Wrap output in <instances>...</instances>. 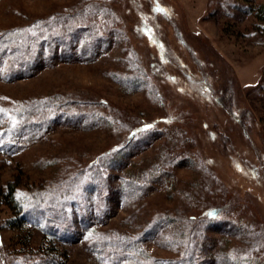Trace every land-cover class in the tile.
I'll use <instances>...</instances> for the list:
<instances>
[{
  "label": "rangeland",
  "instance_id": "rangeland-1",
  "mask_svg": "<svg viewBox=\"0 0 264 264\" xmlns=\"http://www.w3.org/2000/svg\"><path fill=\"white\" fill-rule=\"evenodd\" d=\"M39 20L72 59L0 65V264H177L193 237L264 264V0H0V32Z\"/></svg>",
  "mask_w": 264,
  "mask_h": 264
},
{
  "label": "trees",
  "instance_id": "trees-1",
  "mask_svg": "<svg viewBox=\"0 0 264 264\" xmlns=\"http://www.w3.org/2000/svg\"><path fill=\"white\" fill-rule=\"evenodd\" d=\"M48 21H51V18H48ZM43 22V21H42ZM52 22V21H51ZM39 24H41L40 26H45L44 30L42 31H36L33 32V26H29L28 29L24 28V30L22 28H12L9 30H4L2 32H0V65H7L6 70H7V75L9 78H11L10 76H12L14 78V76H30L32 75L34 72L33 69L34 68H38L40 67L42 64H46L47 61L53 60L54 58L56 59H60L63 61H69L72 59L71 57H66V51L68 48V36L70 33L67 32L68 30V25L67 26H63L62 30L59 31L57 30L54 26L49 27V25H47L46 23H41V21L39 20L37 22L36 25H34V27H37ZM46 24V25H45ZM88 27L85 26L83 27L82 25L80 26H73V32L71 33L72 35H74L75 37H79L80 41H83V44L81 46V50H83L87 44H89V42H87V40L81 38L79 35L83 34L84 31L87 29ZM46 29V30H45ZM91 30V29H90ZM29 31V32H26ZM67 32V33H66ZM65 33V34H64ZM31 34V40H32V45L30 44V46L28 45L29 42H25L24 38L26 36L30 37ZM68 34V35H67ZM95 34V32H94ZM101 37V35L95 36V42L98 41V38ZM97 38V40H96ZM76 39V38H74ZM100 39V38H99ZM94 42V43H95ZM59 44V47L61 46L60 52L56 53V47ZM20 51V53L18 54L17 52ZM5 70V69H4ZM5 70V71H6ZM231 98V97H230ZM223 104V103H222ZM228 105L230 106V99H228ZM214 127H216V134L218 137H223L225 139H227L226 135L224 136L223 133L219 130V128L217 127V125H215ZM151 130L148 128H136V129H130L128 134H127V138L128 141L127 143L123 144L118 151L116 150L115 152H113L111 154V157L108 158L107 160L113 161V162H119L121 156L123 155V151L125 149H127V147L129 146L130 143L134 144H138L137 142H142L144 140H146V136H147V132ZM22 133V132H20ZM227 142V140H225ZM228 144V142H227ZM126 154V153H125ZM150 182V180L148 181ZM146 183V182H144ZM131 188V186H129ZM127 192H125L126 194ZM14 194V187L11 186V188H9L7 190V193L5 195H3V197L5 199L8 200H14L13 203V207L15 208V204L16 206H18V210H19V214L18 216H16L13 220H11V223L14 224H25L27 221H30L32 219L29 220L30 218V205H26V200L24 197L22 196H16L13 195ZM16 200V201H15ZM23 200V201H22ZM9 202H11L9 200ZM15 203V204H14ZM29 203V201H28ZM28 206V207H26ZM223 210L222 209H216L213 210L211 212L208 213L206 220L207 222H211L213 223L214 221L217 220V217L219 214H221ZM168 216L165 215H158L157 219L152 222L148 227H146L145 230H143L142 233V239L146 238V239H151L153 236L156 235V233L159 231L160 229V224L162 226H164L168 221ZM194 219V218H193ZM163 220V221H162ZM162 221V222H161ZM33 223V222H32ZM164 223V224H163ZM159 226V227H158ZM195 234L191 235L194 236ZM186 237V236H185ZM194 238L197 237H193V239L191 241L186 240V245H190V247L192 246L191 249H185L183 251V254L178 257V258H174V262H177V264H188V262L191 260L192 262H195V264H221L222 262L220 260H218V257L215 256V254H211V253H207L206 251L204 252L202 247H200V245H197V242L200 240H194ZM198 239H201L200 237ZM190 243V244H188ZM199 247V248H198ZM235 252V253H234ZM237 252H239V250H232L230 251V253L228 255H236L237 256ZM209 254V255H208ZM52 255V254H51ZM206 255V256H204ZM227 255V256H228ZM245 255V254H243ZM230 257V256H229ZM230 259L232 260V257H230ZM54 258L53 257H49V259H46L44 261V263L47 262H53ZM224 260V259H221ZM181 261V262H180ZM235 263L237 262V260H234ZM225 263V260L223 262ZM245 263V261H244ZM55 264V263H53ZM59 264V263H56Z\"/></svg>",
  "mask_w": 264,
  "mask_h": 264
}]
</instances>
